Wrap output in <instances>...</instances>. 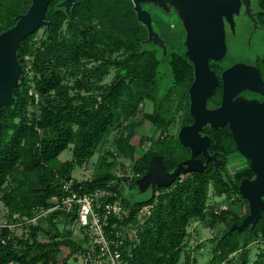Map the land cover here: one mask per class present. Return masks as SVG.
Listing matches in <instances>:
<instances>
[{"label": "trees", "instance_id": "16d2710c", "mask_svg": "<svg viewBox=\"0 0 264 264\" xmlns=\"http://www.w3.org/2000/svg\"><path fill=\"white\" fill-rule=\"evenodd\" d=\"M31 1L0 0V33L17 22L18 15L27 11ZM61 1L51 0L49 3L46 19L50 27L44 26V35L36 37L38 29L21 42L18 57L22 74L14 90L16 101L0 107V194L3 193L2 199L9 206L10 215L18 212L32 216L35 208H49L54 204L53 199L66 195L63 184L74 178L72 170L75 165L87 162L110 127L124 113L134 114L144 100L154 103V110L145 113V117L161 130L171 123L175 108L183 111L181 127L194 121L190 112L189 89L195 68L185 55V32L178 33V28L173 26L174 21L162 25L167 31L158 29L156 22L162 18L148 4L143 5L152 12L154 27L168 47L165 58L171 72V84L162 92L158 86L162 48L147 44V26L138 19L132 0H76L70 14L58 5ZM254 2L260 12L259 25L264 30V0ZM173 29L177 33L172 32ZM178 35L180 44H169V37L179 39ZM120 51L123 56H114ZM26 55L32 58L33 85L25 76ZM87 60L96 63L88 66ZM258 63L264 66V52ZM227 65L225 61L212 63L215 69H223ZM111 66L119 68L117 74L110 83L101 84ZM72 67L75 83L69 85L64 81L63 70ZM31 88L38 92V102L35 94L30 93ZM220 100L221 86L211 97L209 105H216ZM33 104L38 106L37 113L30 111ZM127 104L131 109H126ZM204 133L214 140L212 150L222 151L224 155L237 150L227 125L219 129L207 126ZM229 139H232L231 143ZM151 141L148 150L133 164L134 175L139 176L131 180L132 184H136V179L148 171L150 159L155 154L163 155L167 171H173L190 156V149L181 143L178 135L169 137L161 134L157 140ZM119 142L124 151L133 156L136 148L130 142V135H121ZM71 144L73 158L61 161L60 154ZM231 145L233 149H230ZM222 172L224 176L207 168L192 171L183 179L180 175L171 186H157L152 198L139 202L138 205L148 202L155 205L152 215L143 223L136 221V208L131 213L129 219L138 224L139 230L138 239L132 242L131 255L125 251L129 264H179L189 235L187 226L195 219L208 218L228 221L229 224L218 238L215 253L206 264H223L225 261L232 264L229 256L239 250L238 235L243 232L264 238V210L254 229L249 226L243 231L234 230L228 234L231 225L241 223L249 210L240 217L230 207L220 213H214L212 207H208L212 183L217 196H228L236 191L240 197L242 179L255 175L250 166L234 174L228 170ZM74 180V188L78 190L81 186V193L100 187L122 195L125 185L122 178L111 171L93 179ZM124 180L128 182L129 179ZM243 200L249 206L247 199ZM123 202L130 207L135 203L125 197ZM60 218L72 220L74 216L71 218L60 209L53 210L48 216V228L31 224L28 234L23 236L16 235L7 226L1 228L0 264H71L69 258L60 262L62 247L77 251L80 246L70 233L62 232L58 225ZM41 233L48 239L40 238ZM186 264L198 262H191L188 256ZM256 264H264V260L256 261Z\"/></svg>", "mask_w": 264, "mask_h": 264}, {"label": "water", "instance_id": "95a60500", "mask_svg": "<svg viewBox=\"0 0 264 264\" xmlns=\"http://www.w3.org/2000/svg\"><path fill=\"white\" fill-rule=\"evenodd\" d=\"M76 0H62L58 5L68 14ZM138 19L147 26L148 41L168 52L164 38L155 29L152 12L144 4H152L165 11H175L182 21L185 32V55L193 62L195 76L190 85V112L194 118L191 124L180 128L178 138L191 149V156L181 161L173 171H167L161 154L152 156L148 171L136 179L142 190L171 186L182 174L204 171L206 166L196 156L204 153L208 158L212 138L202 134L210 125L219 128L229 124L238 148L250 159L255 173L253 178L242 179L239 185L241 195L249 203V212L241 223H233L228 234L234 230L243 231L249 226L254 229L264 210V101L249 99L240 93L250 89L264 94V80L257 66L236 62L222 73L223 99L215 108L209 106V98L216 90L219 76L211 67V61H221L227 55L228 22L231 32L236 33L235 16L245 14L253 20V32L259 26L253 12L254 0H132ZM51 0H32L26 12L18 15L17 22L0 33V107L16 101L14 90L19 83L22 66L18 57L20 44L41 27H50L46 19ZM220 161L216 162L217 167ZM219 169V168H218ZM148 198V199H150ZM139 203V202H137Z\"/></svg>", "mask_w": 264, "mask_h": 264}, {"label": "rangeland", "instance_id": "374dc122", "mask_svg": "<svg viewBox=\"0 0 264 264\" xmlns=\"http://www.w3.org/2000/svg\"><path fill=\"white\" fill-rule=\"evenodd\" d=\"M149 5V4H148ZM149 7L162 18L160 22H156V27L165 30L167 22L174 21L177 24V32L183 34L184 29L182 27V21L175 11H165L162 8L155 7L150 4ZM246 22V23H245ZM165 24V25H164ZM242 32L235 35L229 33L227 36L228 52L225 57L227 64L235 61H243L254 59L255 56L261 55L264 52V30H259L252 35L253 22L248 17L242 18ZM126 29V27H125ZM44 27L38 30L36 37L41 38L44 35ZM176 32L175 29L171 30ZM180 31V32H179ZM176 32V33H177ZM179 36V35H178ZM253 37L252 44L250 39ZM177 38L169 37V44L175 42L177 45L180 44V40ZM249 39V40H248ZM171 41V42H170ZM151 47H155L152 41L147 42ZM114 56H123V52H117ZM162 62L160 65V73L158 77V86L163 92L171 84V72L169 64L163 50L160 52ZM87 65H94L95 61L87 60ZM75 65V64H74ZM82 66V65H81ZM119 68L111 66L109 73L101 80V84L110 83L117 74ZM64 71V81L69 85L75 83L74 68H69ZM71 71V72H70ZM134 88H136L134 86ZM34 90V88H33ZM75 92V90H72ZM160 92V91H159ZM98 101L101 100L100 94L97 96ZM127 99V95H125ZM38 103L36 102V105ZM31 105L30 111L37 113L39 111L38 106ZM126 109H131L130 104L126 105ZM154 110L153 101L147 99L144 100L138 110L134 114L124 113L120 120L112 125L109 132L105 135L102 143L98 145L94 155L85 163L76 164L72 170V177L80 181L86 179H93L100 174L111 171L116 177L122 178V182H126L124 179H129L128 184L125 183L123 186V195L125 198L131 199L134 203L133 207L138 206L137 202H142L151 197V189L142 190L138 187L137 183H131V177L134 176L133 164L144 152L148 150L151 145V139L157 140L162 135H168L169 137H176L181 128V120L183 111L181 108H175V113L171 123L166 129H159L150 120L145 117V113L152 112ZM134 134L131 135V132ZM128 137L130 135V142L135 145L133 156L127 154L121 147L119 142L120 136ZM73 158V144L63 151L59 159L66 161ZM233 165L230 166L229 172H236L239 168L245 165V159L240 154H235L232 157ZM21 169V168H20ZM186 174L181 175L182 179ZM214 188V184L210 185L209 195L210 202L218 205L227 204L230 209L237 213L240 217L246 215L249 206L243 200V196H238L237 192L234 191L230 195L224 194L217 196ZM3 193L0 194V229L4 226H8L18 236L28 234L29 227L31 225L30 220L39 210H35L33 215L20 214L18 212L10 215V208L6 202L2 199ZM48 216L49 214L41 215L38 223L48 228ZM37 225V224H36ZM58 225L63 233H70L74 239L78 242L80 248L87 245L88 239L85 236L83 229L74 220L60 218ZM228 221H213L212 219H195L191 220L187 226L189 235L185 240V249L180 258L179 264H186L187 257L190 256V261L197 260L198 264H206L214 255L215 247L218 238L228 228ZM40 238L47 240L48 237L41 233ZM240 248L230 254L229 260L232 264H256V261L262 262L264 260V238H257L250 232H243L238 235ZM72 251L70 247H62L59 254V260L62 262L65 258L70 259L71 264H81L79 261V251ZM226 264V261L223 262Z\"/></svg>", "mask_w": 264, "mask_h": 264}, {"label": "built area", "instance_id": "2783aa9c", "mask_svg": "<svg viewBox=\"0 0 264 264\" xmlns=\"http://www.w3.org/2000/svg\"><path fill=\"white\" fill-rule=\"evenodd\" d=\"M25 59V76L33 85L32 58L26 55ZM30 93L35 94L38 102V92L31 88ZM136 176L139 174L131 177V180ZM74 179L64 182L63 188L67 194L61 199H53L54 204L51 207L35 208L39 210V214L32 217L31 224H39L41 215L49 214L56 209L63 210L70 214L71 218L74 216L72 220L78 223L88 239L87 245L81 247L78 254L81 264H129L125 251L127 250L128 255H131L132 242L138 239L139 230L138 224L129 219L131 213L136 208V221L143 223L152 215L155 204L148 202L136 207L126 206L123 202L124 195L110 188L99 187L81 193V186L78 190L74 188ZM125 183L128 184V182ZM218 206L208 201V207H212L211 211L214 213H220L229 208L227 204Z\"/></svg>", "mask_w": 264, "mask_h": 264}, {"label": "flooded vegetation", "instance_id": "af4514ba", "mask_svg": "<svg viewBox=\"0 0 264 264\" xmlns=\"http://www.w3.org/2000/svg\"><path fill=\"white\" fill-rule=\"evenodd\" d=\"M253 12H254V14H255V16H256V18L258 19V16H259V14H260V12H259V10H257V8H256V5H255V2L253 1ZM245 17H248L247 16V14H245V7L243 6L242 7V9H241V14L239 15V16H235V19H236V33H235V35H237V34H239V32H242V30H241V28L243 27L242 25V18H245ZM249 18V17H248ZM250 19V21H252L253 22V20L251 19V18H249ZM246 23V22H245ZM259 23V22H258ZM173 26H175V27H177V24L176 23H174L173 24ZM226 28H227V36H228V34L229 33H232L231 32V29H230V26H229V24H228V22H226ZM259 30H263V28H261V26L259 25L258 26V28H257V30L255 31V32H253V29H252V35H254V33H256L257 31H259ZM253 37L254 36H252V38L250 39V42L248 41V43L250 44H252V40H253ZM185 40V39H184ZM183 40V41H184ZM249 40V39H248ZM261 55L259 54V55H257V56H255V58L254 59H248V60H243V61H235V62H233V63H230L229 65H227V66H225L223 69H215V68H213L212 67V63L213 62H215V63H218V62H224V60H225V57H224V59L223 60H221V61H211V67H212V69H214L215 71H216V73L218 74V76H219V83H218V85H217V87H216V90L212 93V95H211V97L213 96V94L214 93H216L217 92V90H218V88H219V86H221V100H220V102L218 103V104H216V105H213V106H211V105H209L210 107H212V108H215V107H218L221 103H222V99H223V78H222V73H223V71L226 69V68H228V67H230L232 64H234V63H236V62H245V63H247V64H252V65H255V66H257L258 67V69H259V71H260V73H261V76H262V79L264 80V66H261L259 63H258V58L260 57ZM241 95H244L245 97H247V98H249V99H257V100H259V101H264V94L263 93H261V92H257V91H253V90H250V89H246V90H243L241 93H240ZM211 97L209 98V101H210V99H211ZM228 126V128H229V130H230V132H231V134H232V137H233V139H234V142H235V146L237 147V150L235 149V150H233L232 152H230L229 154H227V155H224V153L222 152V151H219V150H212V146H213V143H214V140H213V138H212V143H211V146L209 147V154L210 155H213V154H216V159L215 158H208L204 153H199L196 157L197 158H199V159H202L203 160V162H204V164H205V166H206V168H205V170L207 169V168H209V169H215V170H217L219 173H220V175L221 176H224L225 175V173H223L222 172V170H229V168H230V166H232L233 165V159H232V157H233V155H235V154H240L241 156H242V158H244L245 159V165L243 166V167H241V168H239V170H241V169H243V168H246V167H248V166H250L251 167V162H250V159L238 148V146H237V142H236V140H235V138H234V135H233V132H232V130L230 129V126H229V124L227 123V124H225V125H223V126H221V127H224V126ZM207 126H210V125H207ZM207 126H205V127H207ZM204 127V128H205ZM211 127V126H210ZM221 127H219V128H221ZM204 128H203V131H202V134H206V133H204ZM213 128V127H212ZM219 128H213V129H219ZM229 142L231 143L232 142V139H229ZM234 147L231 145L230 146V149H233ZM190 149V148H189ZM190 152H191V149H190ZM190 156H191V153H190ZM189 156V157H190ZM189 157H187V158H185V159H188ZM185 159H183V160H185ZM218 161H220V163L218 164V167H217V164H216V162H218ZM219 168V169H218ZM252 168V167H251ZM238 170V171H239ZM229 172V171H228ZM229 173H231V174H234L235 172H229ZM255 176V175H254Z\"/></svg>", "mask_w": 264, "mask_h": 264}]
</instances>
